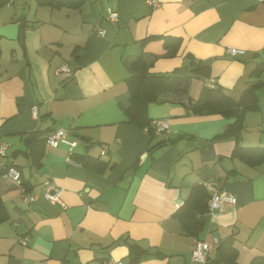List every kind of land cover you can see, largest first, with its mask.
<instances>
[{
    "label": "crops",
    "instance_id": "0c3cea01",
    "mask_svg": "<svg viewBox=\"0 0 264 264\" xmlns=\"http://www.w3.org/2000/svg\"><path fill=\"white\" fill-rule=\"evenodd\" d=\"M156 1L0 2V167L20 171V181L0 172V264H103L109 255L195 264L194 239L213 236L217 264L264 255V161L233 154L237 144L264 146V1ZM63 63L69 74L57 71ZM209 76L233 100L263 81L237 135L215 138L232 116L191 110ZM153 117L167 118L169 131H148ZM57 126L78 132H68L78 140L70 154L91 157L87 165L66 161V144L45 143ZM45 178L64 205L41 194ZM211 178L236 202L209 213ZM22 187L35 200H23ZM131 244L142 251L135 263Z\"/></svg>",
    "mask_w": 264,
    "mask_h": 264
},
{
    "label": "built area",
    "instance_id": "2783aa9c",
    "mask_svg": "<svg viewBox=\"0 0 264 264\" xmlns=\"http://www.w3.org/2000/svg\"><path fill=\"white\" fill-rule=\"evenodd\" d=\"M151 4H157L156 0H149ZM264 1V0H258ZM109 19L115 20L117 19V12L115 10H110L107 14ZM98 32L103 34L104 29L98 28ZM229 53L232 55L237 52H242L243 49L230 46L228 47ZM57 71L64 74H69L71 69L68 64L63 63L58 68ZM204 81L208 86H213L215 84L214 78L204 77ZM32 112H36V105L31 107ZM150 126L157 132H167L170 129L169 120L165 117H153L150 120ZM148 127V126H147ZM146 127V129H147ZM45 143L49 146H57L60 143H64L68 146V155L66 156V161L73 163L75 165H81L80 161H77L72 158L71 154L73 151V147L78 143L76 138H70L68 134V128L65 126H57L49 131L45 135ZM8 144L4 139L0 138V155L5 156ZM107 148L102 146L100 148V154H105L107 152ZM5 166V173L10 176L12 179L16 181H20V171L19 169L13 165L9 164ZM204 186L209 191V198H208V212L212 213L217 210H222L223 203L228 201L230 203L236 202V196L228 191L222 190L219 188L217 181L213 178L207 179L203 181ZM41 194L46 197L47 199L59 202L61 205H64V202L61 198V187H58L52 180L49 178H45L43 181L42 191ZM22 198L23 200L33 201L36 198L35 193L27 192L25 188L22 187ZM27 234L21 235L18 237V241L21 243L27 242ZM219 237L213 236L212 241H208L203 238H196L189 250L188 259L189 261L195 264H207L210 260V253L212 249L216 245L219 244ZM103 264H125L122 258H118L112 255L107 256L105 262Z\"/></svg>",
    "mask_w": 264,
    "mask_h": 264
},
{
    "label": "trees",
    "instance_id": "16d2710c",
    "mask_svg": "<svg viewBox=\"0 0 264 264\" xmlns=\"http://www.w3.org/2000/svg\"><path fill=\"white\" fill-rule=\"evenodd\" d=\"M5 0H0V2H4ZM200 63V62H199ZM195 65V64H194ZM198 65V63L196 64ZM200 65V64H199ZM258 67L254 68V73H258L259 70H257ZM260 69V68H259ZM176 72V70L174 71ZM263 81L259 80L256 82L250 83L241 93L240 97L236 100H233L228 95H226L220 86H208L203 85L201 88V91L195 100V102L191 105V110L194 113H212V112H221L225 115L232 116L233 119L227 124L226 128L215 135V138H226L232 135H237L240 130L243 127V117L244 112L248 109H257L258 108V98L255 94V90L258 86L262 84ZM141 95V93L139 94ZM138 95V96H139ZM144 98L143 96H141ZM151 120V119H150ZM149 120V123H150ZM147 130L153 131V128L150 126V124L147 127ZM169 139L168 141H170ZM166 139L160 140L157 144H161L163 142H166ZM156 144H152L148 149V153L151 152L153 147ZM233 154L240 156L245 161L249 163H259L264 161V146H240L236 145L233 148ZM81 161L87 165V162L91 157H83L80 158ZM139 157L135 159L134 164L135 165L138 161ZM81 162V163H82ZM11 164L9 161L7 165ZM1 174V173H0ZM220 244V241H219ZM218 244V245H219ZM130 260L132 263H135L142 251L140 249H136L135 246L132 244L130 245ZM220 260H222L221 251H218ZM216 260V257H212L208 263L211 264H217L220 262ZM233 264H238L237 262H233ZM249 264H264V255H257L252 259V261Z\"/></svg>",
    "mask_w": 264,
    "mask_h": 264
},
{
    "label": "water",
    "instance_id": "95a60500",
    "mask_svg": "<svg viewBox=\"0 0 264 264\" xmlns=\"http://www.w3.org/2000/svg\"><path fill=\"white\" fill-rule=\"evenodd\" d=\"M20 35H22V32H23V21H21L20 22ZM211 61V58H207V59H204L203 61H202V63L203 64H208L209 62ZM60 91H62V88L60 89ZM59 93V90L57 91V94ZM69 133H71V134H78V132L77 131H75V130H71V129H69V131H68ZM9 161V158L8 159H6V162H8ZM5 171V166L3 165V166H1L0 167V172H4ZM129 171L130 172H132V169H129ZM218 259V258H217ZM207 264H211V263H207Z\"/></svg>",
    "mask_w": 264,
    "mask_h": 264
}]
</instances>
